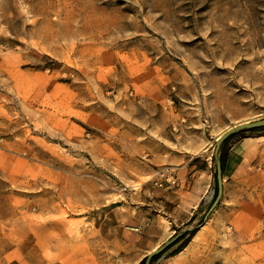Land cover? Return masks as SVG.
<instances>
[{
  "label": "rangeland",
  "instance_id": "obj_1",
  "mask_svg": "<svg viewBox=\"0 0 264 264\" xmlns=\"http://www.w3.org/2000/svg\"><path fill=\"white\" fill-rule=\"evenodd\" d=\"M260 118L264 0H0V264H139L189 226L151 264H264V213L199 225L218 135Z\"/></svg>",
  "mask_w": 264,
  "mask_h": 264
},
{
  "label": "crops",
  "instance_id": "obj_2",
  "mask_svg": "<svg viewBox=\"0 0 264 264\" xmlns=\"http://www.w3.org/2000/svg\"><path fill=\"white\" fill-rule=\"evenodd\" d=\"M178 174L183 175L179 178L178 191L187 186L190 218L204 204L205 210L213 198L212 164L207 159L204 167L196 169L188 162L179 168ZM223 184L221 200L205 224L229 221L256 224L257 214L264 213V133L248 134L229 143L223 164Z\"/></svg>",
  "mask_w": 264,
  "mask_h": 264
},
{
  "label": "water",
  "instance_id": "obj_3",
  "mask_svg": "<svg viewBox=\"0 0 264 264\" xmlns=\"http://www.w3.org/2000/svg\"><path fill=\"white\" fill-rule=\"evenodd\" d=\"M264 127V118L250 120L241 122L238 124H235L231 127H229L227 130H225L217 139L215 150H214V157L216 161V180H217V192L216 195L205 212L204 215V221L200 223L199 225H202L208 218L209 215L213 212L215 207L219 204L221 197L223 195V164L221 160V146L222 144L234 133H237L241 130H250V129H258ZM194 229L193 226H189L188 228L177 232L176 234L172 235L170 238H168L163 244L153 249L151 252H149L145 259V264H151L152 258L160 253H162L164 250H166L169 246L173 245L185 231H192Z\"/></svg>",
  "mask_w": 264,
  "mask_h": 264
},
{
  "label": "built area",
  "instance_id": "obj_4",
  "mask_svg": "<svg viewBox=\"0 0 264 264\" xmlns=\"http://www.w3.org/2000/svg\"><path fill=\"white\" fill-rule=\"evenodd\" d=\"M157 174L160 175V179L155 180V184H158L159 186H162L164 184V181L162 180V177L165 176L166 180L171 183L176 182V178H174V175L169 176L164 169H158Z\"/></svg>",
  "mask_w": 264,
  "mask_h": 264
},
{
  "label": "trees",
  "instance_id": "obj_5",
  "mask_svg": "<svg viewBox=\"0 0 264 264\" xmlns=\"http://www.w3.org/2000/svg\"><path fill=\"white\" fill-rule=\"evenodd\" d=\"M258 130H262V131H264V127H262V128H258ZM227 141V140H226ZM224 158H225V152H224V150L222 151V153H221V160H222V164H224ZM157 256H154L153 258H152V261L154 260V258H156ZM145 259L146 258H144L139 264H145Z\"/></svg>",
  "mask_w": 264,
  "mask_h": 264
},
{
  "label": "bare ground",
  "instance_id": "obj_6",
  "mask_svg": "<svg viewBox=\"0 0 264 264\" xmlns=\"http://www.w3.org/2000/svg\"><path fill=\"white\" fill-rule=\"evenodd\" d=\"M222 134V133H221ZM218 136H220V135H218Z\"/></svg>",
  "mask_w": 264,
  "mask_h": 264
}]
</instances>
